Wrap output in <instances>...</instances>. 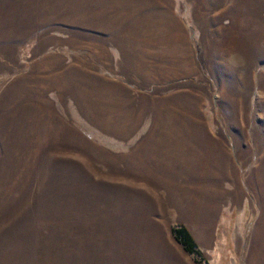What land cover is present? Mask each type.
Returning a JSON list of instances; mask_svg holds the SVG:
<instances>
[{"label":"rangeland","instance_id":"1","mask_svg":"<svg viewBox=\"0 0 264 264\" xmlns=\"http://www.w3.org/2000/svg\"><path fill=\"white\" fill-rule=\"evenodd\" d=\"M258 171L264 0H0V264H264Z\"/></svg>","mask_w":264,"mask_h":264},{"label":"crops","instance_id":"2","mask_svg":"<svg viewBox=\"0 0 264 264\" xmlns=\"http://www.w3.org/2000/svg\"><path fill=\"white\" fill-rule=\"evenodd\" d=\"M135 41V40H134ZM132 41H124L123 43H131ZM136 42L138 43L139 42V40L137 41L136 40ZM143 42V44H145L143 47H146V48H148L149 46L147 45V44H149V41H142ZM117 46L115 45V47H112L111 46V52H112V54L114 55V57H116V58H118V57H125V56H123V55H126V58L130 55V58H128V59H131V56L133 55V53L134 54H136V52H134V51H132L131 49H129V48H125V47H123L125 50H123V51H117L116 49L114 50L113 48H116ZM118 48V47H117ZM122 48V47H121ZM153 54V53H152ZM103 55H105V51H104V54ZM103 55H101V56H103ZM100 56V57H101ZM128 62H131V61H128ZM127 62V64L126 63H124V65H123V67H122V70L124 71V72H126V73H130L131 74V72L130 71H132V70H134V66H133V68H132V64L131 63H128ZM107 66V65H106ZM88 67H85L84 66V68H83V71H84V74L85 73H87L88 72ZM149 69V68H148ZM148 69H146V70H144V71H146L145 73H147V71L148 72H152V70H148ZM163 69V68H162ZM108 70V69H107ZM165 70H166V68H165ZM129 74V75H130ZM151 74V73H150ZM152 75H153V73H152ZM102 79V78H101ZM158 124H159V121L158 120H156V121H154L153 122V124H151V126H150V131H149V133H148V137H147V141L145 142V143H143L142 145H140L139 146V150L138 151H140L141 150V148L142 147H144L145 145L147 146V148L145 147L144 149L145 150H147V152L149 153V151L151 150V149H153V152L155 151V143H156V140H157V137L159 136V129H158ZM182 123H180L179 125H177V127L179 128L180 127V125H181ZM184 127V126H183ZM183 127H181V128H183ZM178 128H176V131H175V133H173V135H181V131L180 130H177ZM182 135H183V132H182ZM171 139V138H170ZM170 141V140H169ZM170 145V142H168V146ZM170 150V149H169ZM143 151V150H142ZM144 152V151H143ZM150 152H152V151H150ZM158 165V164H157Z\"/></svg>","mask_w":264,"mask_h":264},{"label":"trees","instance_id":"3","mask_svg":"<svg viewBox=\"0 0 264 264\" xmlns=\"http://www.w3.org/2000/svg\"><path fill=\"white\" fill-rule=\"evenodd\" d=\"M172 234L175 239L185 248V250L196 260L201 261L202 256L198 249H196L192 236L186 227L174 224L171 227Z\"/></svg>","mask_w":264,"mask_h":264},{"label":"bare ground","instance_id":"4","mask_svg":"<svg viewBox=\"0 0 264 264\" xmlns=\"http://www.w3.org/2000/svg\"><path fill=\"white\" fill-rule=\"evenodd\" d=\"M224 167H226V166H224ZM257 179H256V181H255V186L257 187V186H261V185H264L263 183V180L262 179H264V177H263V175L261 174V172H259L258 171V173H257ZM262 176V177H261ZM259 179V180H258ZM258 180V181H257ZM254 184V183H253ZM262 191H264V186H263V190ZM263 197H264V192H263Z\"/></svg>","mask_w":264,"mask_h":264}]
</instances>
